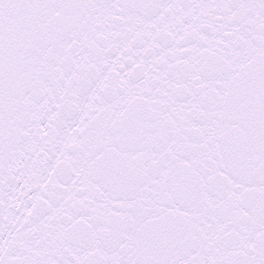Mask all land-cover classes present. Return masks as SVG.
<instances>
[{"label":"snow or ice","instance_id":"1","mask_svg":"<svg viewBox=\"0 0 264 264\" xmlns=\"http://www.w3.org/2000/svg\"><path fill=\"white\" fill-rule=\"evenodd\" d=\"M0 264H264V0H0Z\"/></svg>","mask_w":264,"mask_h":264}]
</instances>
